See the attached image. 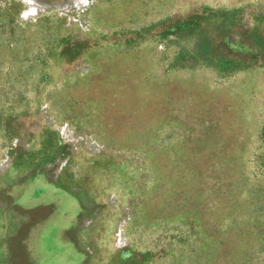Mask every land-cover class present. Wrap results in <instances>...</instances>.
<instances>
[{
  "label": "rangeland",
  "instance_id": "rangeland-1",
  "mask_svg": "<svg viewBox=\"0 0 264 264\" xmlns=\"http://www.w3.org/2000/svg\"><path fill=\"white\" fill-rule=\"evenodd\" d=\"M0 264H264V0H0Z\"/></svg>",
  "mask_w": 264,
  "mask_h": 264
}]
</instances>
